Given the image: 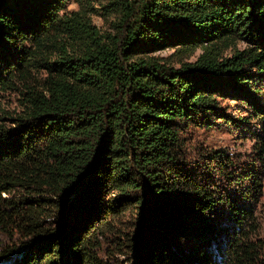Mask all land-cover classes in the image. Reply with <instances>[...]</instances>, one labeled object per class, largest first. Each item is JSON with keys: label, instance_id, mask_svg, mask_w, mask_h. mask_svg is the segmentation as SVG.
<instances>
[{"label": "trees", "instance_id": "obj_1", "mask_svg": "<svg viewBox=\"0 0 264 264\" xmlns=\"http://www.w3.org/2000/svg\"><path fill=\"white\" fill-rule=\"evenodd\" d=\"M77 1L0 0V87L20 83L23 95L20 111L0 115V227L19 234L0 261L21 250L14 264H110L106 243L131 264H264L252 207L196 172L184 134L217 118L236 129L261 120L259 166L230 170L224 152L203 154L257 200L264 0ZM100 11L114 16L110 31L93 22ZM168 46L172 59L155 53ZM223 96L250 115L230 116Z\"/></svg>", "mask_w": 264, "mask_h": 264}, {"label": "rangeland", "instance_id": "obj_2", "mask_svg": "<svg viewBox=\"0 0 264 264\" xmlns=\"http://www.w3.org/2000/svg\"><path fill=\"white\" fill-rule=\"evenodd\" d=\"M89 1H91L96 8L101 7L102 3L105 2V0ZM79 6V1L67 0V9H77ZM92 18L93 22L98 27H100L102 31L111 30V23L114 19L112 14L104 15L100 11L98 13H93ZM245 45L246 42L243 40H238L236 42V46L238 48H242ZM200 52L201 47H197L192 54H185L183 59L193 60ZM231 52V48H227L224 50L223 54L230 55ZM155 53L161 56H167L170 60L175 56L176 48L174 46H168L157 50ZM257 85L260 87L257 100L264 106V78L261 81H258ZM21 90L22 86L20 83H18V87L16 86V88L5 89L0 87V115L3 114V110L7 111V115L21 110L23 107V95L21 94ZM219 100L221 105L226 108L227 113L230 116H249L252 111L244 99L223 96L220 97ZM2 122L11 124V121L6 118L3 119ZM260 124L261 120L252 117L249 119V122L246 125H241V127H237L236 129L226 124V122L223 121V118H217L216 122L209 127L203 128L198 126H189L184 134L186 137L188 160L190 163H192L194 168H196V172L201 174L204 180L206 178L208 182L211 181L210 183H213V186L219 190H222L223 193H231L232 196L230 199L238 200L245 204L244 206L250 205L252 207L254 230L252 231L250 238L251 240L259 241L260 246L262 245L261 247L264 251V170L261 171L263 187L262 191L258 195L257 200L249 204L247 203L249 202L247 197L240 193V187L242 184H245V182L238 181L235 183L228 180L227 177L223 176L221 173L208 169L206 166L207 163H209V159L203 156V154L206 152H224L227 154V157H229V159L233 160L235 163V165L232 167L226 166L229 167L230 170H234L235 168L237 170L246 166H259L260 161L257 159L259 136L257 134L259 133L258 130L260 129ZM216 207L218 208L219 212H222V214H220L222 216L221 223L224 222L225 224L229 225V229H231L230 225H232V227H236L237 223L232 222L233 217H231V208L225 207L224 205H217ZM240 219L242 220V217L238 218V220ZM17 236H19V234L16 233L14 238L10 237V235L0 227V249L6 247L7 245H14L13 242L16 241ZM179 243L181 244V247H187L190 244L184 238H179ZM105 246L106 243H103V249H101L102 254L105 256L107 261L109 260L110 264H131L128 259L130 258L129 253L122 254L115 252V255H110L108 253L106 254ZM124 249L127 250V248ZM21 255L22 252L19 250L9 259H6L5 261L1 260L0 264H14L20 259Z\"/></svg>", "mask_w": 264, "mask_h": 264}]
</instances>
